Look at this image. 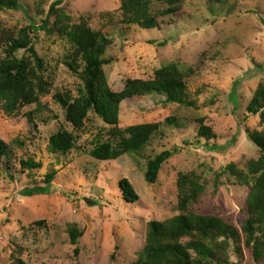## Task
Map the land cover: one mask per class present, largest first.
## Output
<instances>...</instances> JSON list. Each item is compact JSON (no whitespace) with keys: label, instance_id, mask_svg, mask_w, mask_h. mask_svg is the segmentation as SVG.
Masks as SVG:
<instances>
[{"label":"rangeland","instance_id":"rangeland-1","mask_svg":"<svg viewBox=\"0 0 264 264\" xmlns=\"http://www.w3.org/2000/svg\"><path fill=\"white\" fill-rule=\"evenodd\" d=\"M54 1L15 0L0 10V36L15 37L24 27H38ZM119 7V0H62L56 15L66 24L86 21L107 36L104 58L111 63L102 69L113 92L128 80L152 79L162 66L174 64L187 77L195 107L162 104L153 96L122 102L121 130L158 123V131L138 156L97 161L89 152L111 140L110 127L90 112L83 129L74 131L55 100L65 93L76 98L82 86L63 64L69 43L57 32L31 31L49 93L11 116L0 107V141L10 150L0 165V264H133L144 247L147 224L177 214V178L188 173L200 176L204 184L191 210L221 220L212 264H263L253 262L240 234L249 188L238 185L225 167L244 169L260 156L246 130L261 131L262 125L258 116L246 114V107L264 84V0L182 1L179 11L166 17L160 13L167 5L152 1L150 12L160 24L153 30L118 24ZM54 21L53 16L49 29ZM16 56L29 54L21 50ZM27 113L35 127L27 122ZM200 120L213 138L198 135ZM60 130L76 137L75 149L64 156L52 153L48 145ZM163 151L173 156L156 182L147 184L146 164ZM28 159L40 168L22 169L20 162ZM51 173L50 194L22 196L25 190L44 187ZM122 179L137 196L134 203L122 199ZM69 229L81 233L75 245Z\"/></svg>","mask_w":264,"mask_h":264},{"label":"trees","instance_id":"trees-1","mask_svg":"<svg viewBox=\"0 0 264 264\" xmlns=\"http://www.w3.org/2000/svg\"><path fill=\"white\" fill-rule=\"evenodd\" d=\"M15 0H0V10L11 7ZM154 2L167 5L160 13L166 17L179 11L182 1L189 0H119L120 19L118 24L137 26L142 30L159 29L158 16L150 12ZM219 1V0H216ZM62 0L50 4L46 18L36 27H24L17 36H0L4 47V58H0V107L11 116L22 107L37 104L41 96L49 93V82L44 76L45 64L36 54L29 34L43 30L57 32L66 39L70 50L64 56V66L81 81L78 96L70 94L56 95L55 100L65 112V120L74 131L84 127L88 114L93 112L110 127L111 140L98 143L90 152L97 161H114L124 155L138 156L149 140L158 131L159 125L143 124L121 130L118 126V108L126 100L144 97H158L162 104L195 107L188 93L186 75L174 64H167L155 71L149 80H128L123 89L113 92L106 81L103 66L111 63L104 58L110 45L106 35L94 31L86 21L74 24L62 22L56 15ZM55 17L52 29H49L51 17ZM110 19L112 17L109 15ZM163 45V44H160ZM23 50L29 57L17 58L16 53ZM246 114L258 116L261 131L246 130L249 140L259 150L256 161H250L244 169L234 164L225 167L240 186L249 188L245 201L246 219L240 234L243 246L250 251L253 262L264 264V84L255 89L246 107ZM27 122L35 127L31 113L26 114ZM167 123H172L168 118ZM198 135L201 138H213L212 132L199 121ZM49 150L54 154L67 155L76 145L73 133L60 130L49 138ZM173 156L172 151H163L146 164L145 181L154 184L162 165ZM10 157L9 147L0 141V165ZM22 169H39L40 164L33 160L20 162ZM224 173V172H221ZM54 173L46 175L44 187L25 190L23 197L50 194ZM122 199L127 203L137 200L131 185L126 179L118 182ZM177 187V214L163 222L147 224L145 244L133 264H212V248L216 236L221 231V220L213 216L194 213L192 204L203 193L204 184L195 173L179 174ZM70 242L76 244L81 236L75 229H69Z\"/></svg>","mask_w":264,"mask_h":264}]
</instances>
